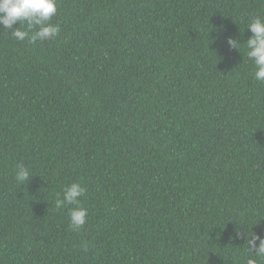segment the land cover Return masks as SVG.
Returning a JSON list of instances; mask_svg holds the SVG:
<instances>
[{
    "label": "trees",
    "instance_id": "1",
    "mask_svg": "<svg viewBox=\"0 0 264 264\" xmlns=\"http://www.w3.org/2000/svg\"><path fill=\"white\" fill-rule=\"evenodd\" d=\"M57 9L59 33L34 43L0 26V264H264L246 246L264 237V82L246 45L264 0ZM74 182L76 230L75 205L55 204Z\"/></svg>",
    "mask_w": 264,
    "mask_h": 264
},
{
    "label": "clouds",
    "instance_id": "2",
    "mask_svg": "<svg viewBox=\"0 0 264 264\" xmlns=\"http://www.w3.org/2000/svg\"><path fill=\"white\" fill-rule=\"evenodd\" d=\"M57 0H0V26L4 31L11 30V35L18 40H44L56 36L60 29L58 24L50 23L57 14ZM19 22L20 27L14 25ZM26 23L28 30H21V24ZM253 34L246 42L247 56L255 63L254 79L264 82V18L255 17L247 27ZM35 29V31H33ZM228 45L238 50L240 44L236 39L229 37ZM30 178L28 169L23 165L17 166L16 180L23 182ZM86 188L78 182L71 183L63 190V198L57 199V208L65 205H75L69 210L70 227L80 229L86 224L88 211L80 203ZM240 235V233H237ZM257 241L259 243L257 244ZM246 246L254 257H264V237L249 236ZM247 264H257L255 258H249Z\"/></svg>",
    "mask_w": 264,
    "mask_h": 264
}]
</instances>
